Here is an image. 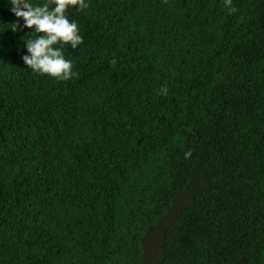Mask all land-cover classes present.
<instances>
[{
  "label": "trees",
  "instance_id": "trees-1",
  "mask_svg": "<svg viewBox=\"0 0 264 264\" xmlns=\"http://www.w3.org/2000/svg\"><path fill=\"white\" fill-rule=\"evenodd\" d=\"M89 4L61 82L0 0V264H264V0Z\"/></svg>",
  "mask_w": 264,
  "mask_h": 264
},
{
  "label": "clouds",
  "instance_id": "clouds-1",
  "mask_svg": "<svg viewBox=\"0 0 264 264\" xmlns=\"http://www.w3.org/2000/svg\"><path fill=\"white\" fill-rule=\"evenodd\" d=\"M228 13L234 14L238 9L233 0H223ZM11 13L17 18L12 23L13 32L29 29L33 34L24 41L26 54L22 55L23 63L34 74L48 76L57 81L66 82L77 78L74 62L67 59L64 49L70 46L75 50L84 43L78 21L69 18V10L83 12L90 7L89 0H46L36 3L34 0H8ZM22 21V23H21ZM29 33V32H28ZM117 63L116 59L112 64ZM168 88L162 87L160 94L168 95ZM187 151L185 158H191Z\"/></svg>",
  "mask_w": 264,
  "mask_h": 264
},
{
  "label": "rangeland",
  "instance_id": "rangeland-1",
  "mask_svg": "<svg viewBox=\"0 0 264 264\" xmlns=\"http://www.w3.org/2000/svg\"><path fill=\"white\" fill-rule=\"evenodd\" d=\"M187 199H188L187 196H185L183 198V200L180 202V205L184 204L187 201ZM178 207H179V205H178ZM178 207H177V209H178ZM171 216L172 215H170L166 220H164L162 222V224L160 225V227L157 230H155V232L153 233V237L150 239V241L148 243L147 251H148L149 261L155 260L156 258H158L160 256V248L159 247H160V241L162 238V228L164 227V225H166L171 220V218H172Z\"/></svg>",
  "mask_w": 264,
  "mask_h": 264
}]
</instances>
